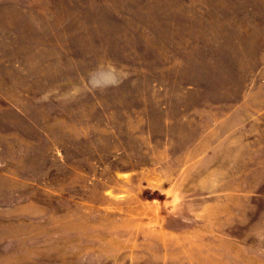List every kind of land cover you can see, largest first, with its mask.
<instances>
[{"label":"rangeland","instance_id":"rangeland-1","mask_svg":"<svg viewBox=\"0 0 264 264\" xmlns=\"http://www.w3.org/2000/svg\"><path fill=\"white\" fill-rule=\"evenodd\" d=\"M0 264H264V0H0Z\"/></svg>","mask_w":264,"mask_h":264}]
</instances>
